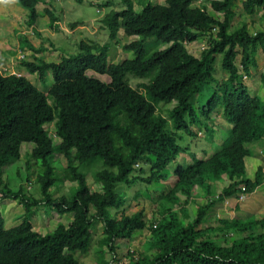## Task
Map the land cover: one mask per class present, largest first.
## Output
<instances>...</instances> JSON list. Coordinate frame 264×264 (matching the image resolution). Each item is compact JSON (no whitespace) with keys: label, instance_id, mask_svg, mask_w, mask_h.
<instances>
[{"label":"trees","instance_id":"1","mask_svg":"<svg viewBox=\"0 0 264 264\" xmlns=\"http://www.w3.org/2000/svg\"><path fill=\"white\" fill-rule=\"evenodd\" d=\"M74 1L84 4L87 0ZM116 1L122 9L111 10L101 22L116 45L122 44L121 31L125 38H139L122 45L126 53H134V59L114 64L108 44L83 41L78 54L63 56L59 62L39 57L21 61V68L37 75L45 86L52 76L47 93L39 91L27 76L0 74V200L15 201L25 210L23 222L10 230L5 229L0 211V264H80L74 254L89 252L98 223L103 224L112 253L115 241L130 240L149 228V249L156 250L155 255L136 260L129 252V264H264V219L218 218L215 228L204 227L217 201L223 203L242 194L245 200L264 183L262 167L254 180L245 176L249 145L264 143V101L252 97L243 80L257 67L259 51L264 56V30L250 33L245 23L233 30L231 21L236 17L238 0H166L165 5L139 0V11L134 0ZM40 3L47 0H19L17 5L29 13L28 27L36 28ZM100 6L109 8L111 4ZM263 8L264 0L242 2L243 15L255 16ZM45 14L58 30L54 7ZM150 39H154L152 44ZM203 39L208 47L200 56L189 50L190 44ZM20 40L24 49L33 53L46 51L34 48L25 36ZM153 47L166 48L150 54ZM219 55L228 76L222 80L214 76ZM239 56L242 73L236 64ZM90 71L107 75L110 82L89 76ZM155 71L148 83L137 89L130 85L128 75L148 78ZM261 79L264 84V74ZM206 91L212 92L208 103L195 106L192 99ZM218 108L231 125L230 136L222 150L202 161L180 142L186 136H208L213 142L217 129L212 116ZM51 125L60 140L56 145ZM23 144H33L34 148L25 155V184L20 183L14 191L4 176L22 160ZM182 154L193 164L180 165L174 171L178 182L165 198L170 211L149 226L144 211L128 216L124 211L129 203L116 193L117 186L143 185L146 190L165 186L162 182L170 178L168 167ZM56 155L66 160L64 183L78 184L72 199L50 194L57 175ZM96 160L105 167L95 174L100 191L91 190L87 175L80 170ZM225 173L231 184L216 201L200 205L191 218L188 204L205 186L212 197L208 183L219 181ZM34 176L41 186L40 199L32 196L28 187ZM42 208L47 214L51 210L59 215L73 214V219L68 226L59 225L53 232L40 234L33 228V219ZM214 235L224 237V243L216 242ZM113 256L116 259L115 253Z\"/></svg>","mask_w":264,"mask_h":264},{"label":"rangeland","instance_id":"2","mask_svg":"<svg viewBox=\"0 0 264 264\" xmlns=\"http://www.w3.org/2000/svg\"><path fill=\"white\" fill-rule=\"evenodd\" d=\"M142 1V0H141ZM148 3L165 5L166 0H146ZM135 8L137 11L141 10V4H139V0H134ZM242 2L243 0H238L236 7V17L231 21L233 30L241 28L243 23L248 25V29L250 33H257L258 31L264 30V8L256 13L255 16L243 15L242 11ZM104 3H110L111 6L109 8H103L100 5ZM39 18L37 23L38 30H41L40 35H35L32 40L34 41L36 47H40V45L44 46L47 50L40 54L41 58H45L48 62H59L63 56H73L79 53V44L83 41L85 42H98L102 45L108 44L110 46V61L114 64L119 62H123L128 59H134L135 55L133 52H125L123 50L124 44H129L135 41H138V37H126L123 34V31L120 32V39L122 40L121 45H116L113 42H110L108 38V33L103 28L101 19L106 16L111 10H120L122 7L120 6V2L116 0H87L84 4H79L74 0H47V3H40L38 5ZM54 7L55 14L58 17L59 21V29H55L50 25V20L48 16L45 14V8ZM45 9V10H44ZM46 16H45V15ZM222 17V15H219ZM40 19V20H39ZM222 20L224 17L221 18ZM47 21V22H46ZM58 24V23H57ZM73 24L75 27L72 28ZM216 32V30H215ZM214 32V33H215ZM217 33V32H216ZM19 38L22 37L21 33L17 34ZM154 39H150L148 43H153ZM40 44V45H39ZM208 47V43L206 39L199 40L196 43H192L188 46L189 50L196 55L200 56L201 52ZM166 47H153V50L149 52L152 54L157 50L165 49ZM55 49H57L55 51ZM24 55V54H22ZM32 55V53H31ZM39 57V56H38ZM33 61L34 58L26 56V61ZM24 60V59H23ZM21 60V61H23ZM257 67L253 68L249 77L244 76V81L249 84V92L252 97L259 98L264 101V84L261 82L260 76L264 74V56L261 51H259L257 57ZM13 58L9 61L11 65L15 63L14 66L20 60L15 59L13 62ZM20 61V62H21ZM12 62V63H11ZM222 56L219 55L216 61V80H222L227 78V74L222 70ZM237 66L239 67L240 73H242L241 67V56L238 57L236 61ZM21 65V64H20ZM17 66V67H18ZM157 71H155L148 78H137L133 75H128V80L130 85L133 88H138L141 84L148 83L149 80L155 75ZM0 74L2 75H24L35 85V87L44 93H47L46 90H49L50 86L53 84L52 76L49 77L48 82L45 85L41 84L39 81V77L37 75H31L29 73L18 71L17 69L7 68V64L4 68H0ZM89 76L93 78H97L103 82L109 83L110 79L107 75H99L92 71L87 73ZM226 75V76H225ZM48 87V89H46ZM143 90V89H142ZM141 90V91H142ZM212 96V92L206 91L204 94L195 97L192 99V103L201 107L208 103ZM49 103L52 105L53 101L49 99ZM157 106L167 108L163 103H155ZM172 108V107H171ZM221 108H218L212 118L216 123L215 128L217 129V134L215 137V143L212 147V142H209L208 136L200 137L198 139H194L193 137L186 136L180 144L183 147L189 149L190 152H194L197 154V159L199 160H208L212 157L217 151L222 150L224 143L228 140L230 136L231 125L227 122L224 112ZM173 127V126H172ZM195 127V128H194ZM193 130L198 134V128L194 126ZM49 131L51 132L52 138L54 139V144H58L60 140L55 137V129L53 125L50 126ZM204 132L202 131L201 134ZM34 148L33 144H23L21 149L22 160L17 164L11 166L7 174L4 176L5 181L11 187L12 190L18 191L20 183L25 184L27 172H25V155L27 152H30ZM206 149V153L204 151ZM250 156L245 158V166H246V179L254 180L256 173L259 167H262L264 170V143H255L249 145ZM59 157V158H58ZM183 155H179V157L168 167V171L171 172L175 170L176 163H180L181 165L188 167L190 164L192 165L193 160L186 161L182 160ZM189 156H186L188 159ZM59 159V161H58ZM55 168L57 175L54 177V187L50 189V194L53 198L66 196L68 199H72L75 196L77 191L78 184L76 182H68L64 183L63 175L64 169L67 167L66 160L59 155L55 156ZM39 174L42 172V168L40 167V163H38ZM105 167L103 163L99 160L88 163L80 167L81 172L85 173L86 181L88 186L92 191H100V187L95 184V174L104 170ZM34 171V170H32ZM20 172V175L18 174ZM170 174V173H169ZM19 176L22 178L20 179ZM38 177V175H37ZM37 177L34 176L32 179L30 186V194L34 196L36 199H40L42 196L41 186L37 182ZM169 180V179H168ZM164 183V182H162ZM231 184L229 175L227 173L222 174L219 178V181L215 183H208L211 187V196L208 195V189L202 188L203 194L199 192V195L196 202L198 206L202 205L201 201L204 204H207L214 198H216L224 188L228 187ZM165 186L160 188L150 187L146 190L143 185H135L127 188L124 184H120L116 188V193L120 194L127 203H129L127 209L124 211L128 216H131L139 211H144L145 221L147 225H152L154 223V218L160 219L159 216L152 219L150 214L154 212L164 213L165 211H170L171 206L169 202L165 203V197L161 198V195L169 191L168 189V181L164 183ZM138 193L141 196L134 197V194ZM132 194V195H131ZM130 195V196H129ZM166 196V195H165ZM240 198V197H239ZM238 197L230 198L227 202H216L214 206L211 208L210 218L208 223L204 225V227H216L217 216L218 213L222 218L225 219H233L240 218V220H252L253 218H258L257 220L264 219V183L261 187H259L252 195L246 196L245 200L239 201ZM129 201V202H128ZM193 202V201H192ZM240 202V203H238ZM210 203V202H209ZM127 206V204H126ZM190 216L191 218H195L197 215L196 205L194 203H190ZM187 206L186 208H189ZM0 211L5 219V229L10 230L17 226H19L23 222V215L25 210L22 206L18 205L17 202L12 200H0ZM221 212V213H220ZM171 213V212H170ZM172 214V213H171ZM209 214V211L208 213ZM72 214L59 215L57 212L51 210L48 214L45 212V209H40L35 214L33 219V228L40 234H47L49 232H53L59 225L68 226L69 218ZM175 218V214H172ZM121 218V216H119ZM183 219V218H182ZM203 227V226H202ZM231 238H237L235 235H229ZM151 237V232L149 228L139 231L133 235L130 240H117L114 244V253L116 257H120L121 261L124 259V262L121 264H129L131 261L130 255L131 253L134 255V259L138 260L143 257H153L155 255L156 250L149 249L151 247V242L149 241ZM216 242L224 243V237L221 235L213 236ZM228 238V239H229ZM148 241L150 243H148ZM110 242H108L107 236L103 233V224L98 223L96 228L94 229L93 241L91 244V249L87 254H81L76 252L74 255L79 260L80 264H109L111 259L113 258V254L109 250Z\"/></svg>","mask_w":264,"mask_h":264},{"label":"crops","instance_id":"3","mask_svg":"<svg viewBox=\"0 0 264 264\" xmlns=\"http://www.w3.org/2000/svg\"><path fill=\"white\" fill-rule=\"evenodd\" d=\"M38 7H37V9H38ZM45 9H47V8H45ZM49 10H52V8L50 7ZM28 14L29 13H28L27 10L23 9L22 7L18 6L17 4L0 6V68H4V66L7 64V68L17 69L18 71L25 72V70L23 68H21V65H20L21 64V62H20L21 58H23L24 60L26 59V56H27V58H28V56L33 57V58L39 56V58H41L40 54L33 53L30 49H24V47H23V45L21 43V40H20L21 38H19V36H17V34L21 33L22 36L27 37V39L33 45L34 48H37L35 43H34V41L32 40V37L34 38V36L36 34L40 35L41 30H38L37 27L36 28H32V27H28L27 26L26 23H27V20H28ZM38 25H39V23H38ZM40 47H44V46L40 45ZM40 47H38V48H40ZM44 49H46V48L44 47ZM56 50L57 49H55V51ZM31 53H32V55H31ZM22 54H24V55H22ZM12 58H13V61L15 59L16 60L17 59L20 60L17 63V64L20 63L19 66L15 65L16 67H12L15 64V63H12L13 61L11 62L13 65H11L9 63V61ZM27 61H28V59H27ZM261 77H262V75L260 76V79H261ZM261 82H262V79H261ZM247 85L249 87L248 83H247ZM214 125H216L215 122H214ZM215 130H216V128H215ZM216 134H217V131L214 134L212 147H213V145L215 143ZM261 154H264V152L262 151ZM182 155H183V157H181V158H182V160L186 161V163L189 162V160H191L190 157H188V159L186 158V156H188V155H186V154H182ZM176 164L177 165L175 166V170L178 168V166L181 165L180 163H176ZM181 166H183V165H181ZM174 171L171 170V172H169L170 173V178L168 180V185H167L169 191H167L164 194V196L161 195V198H164V197L166 198V196L170 193V191L175 187V185L178 182L177 177L174 175ZM166 182H164V183H166ZM201 191H202V189H200V192ZM202 194H203V192H201L200 195H202ZM182 199H184V198H182ZM197 200L200 201L199 199H197ZM190 203L191 204L194 203L196 205V209L198 210L199 206H198V203L196 202V199L193 202L191 201ZM190 203L188 204V206L190 205ZM201 203H202V205L204 204L202 201H201ZM187 210L190 212V210H191L190 206H189V208H187ZM155 215L157 217L159 216V218H160L161 212H159V211L156 212V213L154 212V215H153V213H151L150 217L153 219L155 217ZM218 218H222L219 213H218L217 219ZM69 219H70L69 220V223H70L71 220L73 219V214L71 215V217ZM154 220L156 221L158 219L154 218Z\"/></svg>","mask_w":264,"mask_h":264},{"label":"built area","instance_id":"4","mask_svg":"<svg viewBox=\"0 0 264 264\" xmlns=\"http://www.w3.org/2000/svg\"><path fill=\"white\" fill-rule=\"evenodd\" d=\"M213 32H215V29H214ZM21 59H23V58H21ZM218 197H219V196H217L216 198H218ZM240 200H244L243 194H242V196L240 197ZM213 201H214V200L211 199L209 202L212 203ZM155 227H156V225H155ZM130 252H131V251H130ZM131 253H134V252L132 251ZM122 262H124V259L121 261L120 257H116V259H115L114 256H113L112 261L110 262V264H121Z\"/></svg>","mask_w":264,"mask_h":264},{"label":"clouds","instance_id":"5","mask_svg":"<svg viewBox=\"0 0 264 264\" xmlns=\"http://www.w3.org/2000/svg\"><path fill=\"white\" fill-rule=\"evenodd\" d=\"M18 2H19V0H0V6L15 5V4H18ZM20 60H22V59H20ZM111 261H112V259H111Z\"/></svg>","mask_w":264,"mask_h":264}]
</instances>
